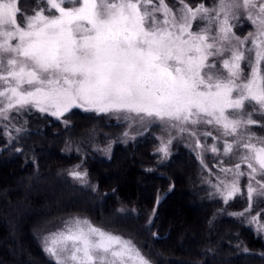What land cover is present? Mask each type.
<instances>
[{
	"label": "snow or ice",
	"instance_id": "obj_1",
	"mask_svg": "<svg viewBox=\"0 0 264 264\" xmlns=\"http://www.w3.org/2000/svg\"><path fill=\"white\" fill-rule=\"evenodd\" d=\"M38 3L44 7L25 14L20 0H0V119L33 108L60 119L80 107L129 126L187 132L197 148L215 154V144L207 148L198 138L212 136L199 126H213L224 155L239 162L206 181L210 195L228 204L247 177L249 205L238 215L251 213L254 194L264 198V137L250 130L254 115L264 117V0H213L210 7L178 0L176 11L166 0ZM241 15L253 28L243 37L232 23ZM172 139L160 140L164 157ZM69 175L83 182L88 174ZM248 223L264 232L259 213ZM43 250L54 264H153L130 237L80 217L45 236Z\"/></svg>",
	"mask_w": 264,
	"mask_h": 264
},
{
	"label": "trees",
	"instance_id": "obj_2",
	"mask_svg": "<svg viewBox=\"0 0 264 264\" xmlns=\"http://www.w3.org/2000/svg\"><path fill=\"white\" fill-rule=\"evenodd\" d=\"M23 113L26 126L15 136L7 138L0 130V264H54L39 246V232L30 233L41 212L24 222L19 217L57 202L29 191L33 179L77 165L97 191L59 175L63 187L80 197L76 204L51 208L46 215L83 211L94 223L135 238L153 264H264V240L238 215L244 206L240 197L224 204L211 196L206 181L215 180L186 143L173 140L171 154L164 157L157 151L160 139L153 127L132 139L116 137L109 146L123 123H112L104 113L73 108L60 119L34 110ZM256 119L264 121L258 115ZM255 125L252 132L257 133ZM104 148L108 152L99 157ZM86 197L99 203L93 206ZM127 208L135 213L113 217Z\"/></svg>",
	"mask_w": 264,
	"mask_h": 264
},
{
	"label": "rangeland",
	"instance_id": "obj_3",
	"mask_svg": "<svg viewBox=\"0 0 264 264\" xmlns=\"http://www.w3.org/2000/svg\"><path fill=\"white\" fill-rule=\"evenodd\" d=\"M32 2V6L29 8L28 4L29 1L27 0H20V7H21V11L24 12L25 14H31L32 11L36 10L38 7H44V5L42 3H38V0H31ZM168 6L170 8L173 9V11H176V9H178L180 7V4L178 3V0H175L173 3H168ZM187 3V2H185ZM188 4V3H187ZM197 4L192 5L189 4L192 7H195ZM206 6H211L212 4H205ZM70 6V5H69ZM201 23L199 21L195 22L193 24V31L197 30V24ZM234 25H237V27L234 28V31L236 33L237 36L243 37L246 36L249 32L253 31V28L250 27L246 22H244V15L240 16V19L235 20L232 22ZM251 45L249 44L248 47H250ZM241 67L244 69V73L245 75H247V73L250 72V68L246 67L245 62H242ZM261 68L262 71H264V62H262L261 64ZM74 108H80V107H74ZM73 109V108H72ZM82 109V108H80ZM30 110H34V111H38L36 109H30ZM84 110V109H83ZM255 110V108H249L246 105V111H253ZM23 112H27V111H22L19 113H12L11 117L8 120H3L0 119V130L5 134V136L7 138H11L13 136H15L20 130H22L25 126H26V117L25 114ZM39 112V111H38ZM106 114V113H104ZM107 118L110 119V121L113 123V121H120L118 120L117 116L115 114H106ZM56 118V117H55ZM252 119L254 121H256V125L258 126V130L257 133L253 131V133H255L256 136L258 137H264V121H261L260 119H256V115H254L252 117ZM123 123L122 129L121 128H117V130L119 131L118 134H116V136L109 142V146L114 142V139L116 137H119V139L121 140H128V139H132L134 138L137 133L142 132L150 127H153L154 129H156L158 131V137L161 140V138L163 137L164 139L168 138V135L170 134L173 140H180L183 143H186L191 149H193L199 159L201 160V158L203 159V162L205 163L206 167L208 170H211L212 173V177L215 180V177L217 175H220V167H232L235 163L239 162L237 159L233 158H229L228 156H225L223 153V138L220 139H216L217 136H219V133L213 128V126H205V125H201L198 127V133H205V132H211L212 136L210 137H205L204 135H199L198 138L200 140L201 145H204L207 148H210L213 144L216 145V147L219 149L218 153H211L210 151H202L200 148L196 147V138L190 136L187 132L185 133H179L174 129H162L161 127H154V126H150L147 122H145L144 124H139V123H134L131 126H129L128 122L125 121H120ZM19 129V131H17ZM250 130L252 131V127L250 126ZM128 133L127 136L122 135V133ZM92 135V134H91ZM95 135V134H94ZM93 135V136H94ZM106 147V145H104ZM102 147V146H101ZM99 148V150H103L102 148ZM170 148V146H169ZM108 149V148H107ZM106 148H104V151L102 152V154H98L99 157H103L107 151ZM208 165V166H207ZM242 170L247 171V166L246 165H241ZM73 170H81L84 171V168L79 167V169H76V167H72L69 168L65 171L62 172H56L53 174H45L42 177H38V179H33V184L29 183L28 184V190L31 191L34 195H41L44 194L48 200H53L55 198V201H57L51 208H58L61 207L63 205L66 204H76V202L79 199V194L75 191L73 192H69L67 191L63 185L60 183L59 181V175L64 178V179H68L70 182H74L76 184H78L80 187L94 193L96 192L97 188L95 186V184L88 178V176L85 178V181H80L77 180L75 178H73L72 176L69 175V173ZM36 178V175H35ZM257 179H261V177H257ZM17 182V180H15ZM248 183V179L247 177H242L241 181H240V187H241V195H238V197H240L242 204H244L243 208H242V212L248 208L249 205V201L247 198V190H246V186ZM56 194H58L56 196ZM237 197V196H236ZM86 201L89 204H92L93 206H96L99 203V200L97 198L94 197H86ZM253 207H252V211L249 215H247L246 217H244V221L246 223H248V221L251 219L252 216H256L259 213V221L261 224H264V198H261L258 194H254L253 197ZM49 208L48 206H45L42 208H38L33 209L32 211H26L25 215H21L19 217L20 222H24L26 221V219H29V217L33 214L36 213L37 211L41 212V216L36 217V219L34 220V224L35 226L33 228H31L30 233L34 236L37 235V233L39 232V241H40V247L43 250V245H44V238L45 236H47L49 233L55 232L58 229H60L62 227V222L67 220L69 217H80V218H87L89 219L94 225L102 227L110 232H114L117 234H122L125 238H131L134 243L139 247V243L138 241L133 238L131 235L121 231V230H117V229H113V228H109V227H104L103 225L94 223L87 215L86 213H83V211H75V212H69V213H62L63 215H46L48 214L52 209ZM125 211L120 212L119 214H115V218H117L118 216H130L131 213H135V211H132L131 209H124ZM111 216V215H110ZM249 224V223H248ZM7 226V224H6ZM256 231H257V225L256 224H252L251 225ZM8 228V226H7ZM9 229V228H8ZM258 232V231H257ZM10 234V233H9ZM258 234L263 238L264 240V232H258ZM11 235V234H10ZM23 235V234H22ZM25 237V236H24ZM35 239V238H34ZM21 242L23 245H25V242H23L22 236H21ZM44 251V250H43ZM17 253V252H16ZM45 255L48 256V254L44 251ZM8 254H11V252ZM49 257V256H48ZM51 260L52 258L49 257ZM29 260V258H28Z\"/></svg>",
	"mask_w": 264,
	"mask_h": 264
}]
</instances>
